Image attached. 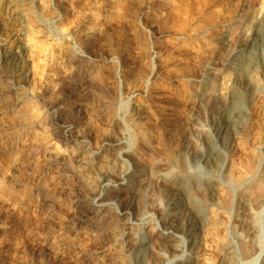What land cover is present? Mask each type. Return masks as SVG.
Wrapping results in <instances>:
<instances>
[{"label":"bare ground","instance_id":"6f19581e","mask_svg":"<svg viewBox=\"0 0 264 264\" xmlns=\"http://www.w3.org/2000/svg\"><path fill=\"white\" fill-rule=\"evenodd\" d=\"M234 2L9 0L0 264H264V8L231 43Z\"/></svg>","mask_w":264,"mask_h":264},{"label":"rangeland","instance_id":"374dc122","mask_svg":"<svg viewBox=\"0 0 264 264\" xmlns=\"http://www.w3.org/2000/svg\"><path fill=\"white\" fill-rule=\"evenodd\" d=\"M25 3V2H24ZM28 3V1H27ZM233 9H235L237 12H238V18L236 20L235 23H233V25L230 26V28L227 30L228 31V39L229 41H231V43L233 42V40L236 38V35L239 33V28L250 18H253V21H254V17H256L257 15H259L262 7L264 8V0H235V2L233 3ZM261 7V8H260ZM246 9L248 11H246ZM14 15V10L12 9L11 5H9V0H0V23H3V22H9L11 21L12 17ZM246 15H251L250 17H245ZM13 42L12 41H9L8 42V46L12 45ZM215 88V86H214ZM212 88V89H214ZM208 93V92H206ZM211 102V99H205V101L203 102V106L206 107V105L209 104V102ZM209 106V105H208ZM203 107V108H204ZM202 109V116L200 118V121H196L197 123H195V125L193 126H190L191 128H188V137L187 139L184 141L183 143V146H182V152H181V157L183 159V161L188 165H194L193 163V160L196 159L194 158V155H195V151H196V148L198 147H202V143H201V140L199 141L198 139L200 138V133H199V128L200 127H205V124H206V111ZM173 117V115H172ZM176 117H173V118H169L170 120L171 119H174V121H170L171 124H174L176 126L178 125H181L179 122H180V119H176ZM179 120V121H178ZM199 120V119H198ZM178 123H177V122ZM174 122V123H173ZM204 123V124H203ZM200 126V127H198ZM194 127V128H192ZM197 129V130H196ZM195 141V142H194ZM191 143V144H190ZM195 143H197L196 145V148H195ZM193 145V146H192ZM185 159V160H184ZM190 162V163H189ZM197 162V160L195 161ZM197 167V166H196ZM199 168H195V170H198ZM111 184H118L114 181H111ZM105 192H107V190L109 189L108 187H105ZM127 211V214L128 212L129 213H133V209L131 207V209L129 208ZM131 218H134V216L131 215ZM150 225V221H145V222H142L140 223V226H142V228H144L143 231L146 230V227ZM259 244L260 245H264V212L262 214V221H261V230H260V236H259ZM25 251L24 250L22 254H20L21 256H25V255H29L31 254L28 250H27V254H25ZM29 253V254H28ZM259 264V263H258Z\"/></svg>","mask_w":264,"mask_h":264}]
</instances>
